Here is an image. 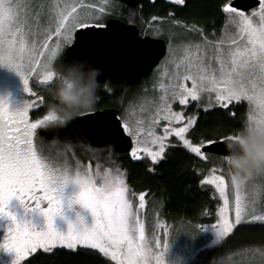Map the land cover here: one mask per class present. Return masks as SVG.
Here are the masks:
<instances>
[{
    "label": "snow or ice",
    "instance_id": "snow-or-ice-1",
    "mask_svg": "<svg viewBox=\"0 0 264 264\" xmlns=\"http://www.w3.org/2000/svg\"><path fill=\"white\" fill-rule=\"evenodd\" d=\"M172 3L184 6L186 0H172ZM40 7L21 3L20 0H0V66L16 72L23 82L24 91L33 97L26 99L19 111H9L7 103L0 100V216L10 215L7 207L9 201L15 198L27 209L38 211L45 219L46 229L36 231L11 216L13 227L0 243V248L15 252L14 264H21L38 250L48 253L57 245L71 250L87 246L110 257L116 264H149L153 256L156 264H165L168 242L154 237L156 248L153 249L145 239L141 209L146 206V193L131 191L119 169L115 175L109 171L101 175L98 170L92 171L89 162L83 168L78 165L72 174L66 164L50 161L34 147L38 127L49 125L55 117L47 112L41 119L34 122L29 120V110L44 103V97L30 87V76L35 73L42 84L52 83L57 75L53 61L63 44L72 43V31L104 27L98 22L99 17L78 13L75 6L70 11L67 8L58 11L47 26H42ZM221 11L228 25L235 26L236 31L232 35L209 41L202 29L192 26L190 30L201 36L202 40L177 46L184 50V56L173 60L176 70L169 74L172 83L168 88L161 85L163 94L151 102L154 110L149 113L150 125L162 127L161 134H156L151 127L147 132L155 148L141 144L142 121H136L134 125L123 118L116 129L104 121L103 116L96 123V128L105 134L115 135L118 129H123L131 136L135 144L130 152L132 159H142L141 153L146 155L152 165L149 171L166 159L169 147L175 146H182L201 162L211 163L212 167L207 173L201 171L199 182L202 186H213L223 200L218 213L219 227L214 226L218 240L245 221H264V214H256L257 196L264 192V187L245 199L241 193L250 180L238 182L235 178H230L235 191L234 222H230L228 217L226 174L229 175L225 173L223 165L216 163V159L225 155V142L240 139L239 134H230L220 141L210 138L193 141L188 135L197 123V114L185 115V109L191 102H196V108L203 107L207 112L217 106L227 109L233 102L246 101L250 105V113L243 130L249 133L264 131V0H259L258 11L254 10L251 14L232 0H225ZM53 35L58 39L54 45H50ZM84 35L87 37L90 34ZM60 37H63L62 41ZM229 42L236 47H223ZM213 59L218 67L211 63ZM73 60L79 61L76 58ZM185 81H191V87ZM205 94L207 101L202 104ZM176 102L183 106L181 111L173 110ZM95 112L96 109H93L81 115H95ZM160 121L165 123L160 125ZM170 137L176 138L175 144ZM69 184L77 186L79 190L69 199L68 207L79 204L87 209L91 213L92 224L84 226L83 217L78 213V224L69 223L67 232L60 233L53 227V221L55 217L63 216L62 198ZM137 195L138 204L134 205L132 198ZM45 202L46 207H43ZM161 243L163 251L158 252Z\"/></svg>",
    "mask_w": 264,
    "mask_h": 264
},
{
    "label": "rangeland",
    "instance_id": "rangeland-1",
    "mask_svg": "<svg viewBox=\"0 0 264 264\" xmlns=\"http://www.w3.org/2000/svg\"><path fill=\"white\" fill-rule=\"evenodd\" d=\"M172 2V0H169ZM21 3H29L33 6H41V24L42 26H47L51 17H54L58 11L68 9L71 10L72 6L76 7V11L81 14H89L95 15L99 17V23L103 24L104 20L109 16L117 15V8L113 6L115 4L112 0H20ZM116 5V4H115ZM103 8L104 11L101 12L100 9ZM259 7L246 12L247 14H251L254 10L258 11ZM35 11V7L33 8ZM258 20V17L256 18ZM97 21H93L96 23ZM192 26H187L176 22V21H163L161 19H153L146 26V31H148L149 35L154 38H161L166 42V55L160 61V63L153 69L152 73L147 77V80L140 85L139 87H135L132 91L129 92V102L125 105L124 110L121 114L118 115L120 121L122 122L123 118L128 119L135 125L136 121H142L141 124V144L143 146L155 148L156 145L151 144V138L147 136V132L151 127V130L156 134L162 133L161 126H152L150 125V121L148 120L149 113L153 111L152 100L154 98H158L161 94H163L164 88H168L172 81L170 80V72L176 70V65L173 64V60H179L184 56V50L182 48H177L180 44H186L188 41H201L202 37L199 36L196 32L191 31ZM227 29V32L225 31ZM77 29H74L71 33V39L73 41V34ZM54 31V27H53ZM235 26H229L225 14H224V23L222 29L219 34L213 38L212 34L210 37H207L209 41H214L221 39L226 36H230L235 32ZM31 38V37H30ZM57 37L55 35L52 36V39L49 41L50 45H54L57 41ZM61 41L63 37L59 38ZM246 42V41H245ZM69 46V44H63L62 48L58 54V56L53 61V65L56 72L55 80H60L64 87L73 88L76 87V80L72 79L74 76L73 73L69 71H65L62 67L61 58L65 49ZM242 46V44H241ZM223 47H233L235 45H231V43H226ZM174 52L176 55H174ZM214 67H218L215 59L211 61ZM182 70V68H181ZM39 71V69H38ZM54 80V81H55ZM53 81V82H54ZM188 87H191V81H185ZM40 78L34 73L30 76L29 85L33 89V91L38 92L37 85H41ZM164 86V88L161 87ZM137 86V85H136ZM109 93V92H108ZM214 96V93L212 94ZM26 99H33L30 94H27L24 91V85L20 78V76L14 72L13 70L7 68L6 66H0V100L5 101L8 105L9 111H19L23 108ZM207 101V95L205 94L204 99L202 100V104ZM196 102H191L187 108H190ZM237 106H242L238 111L242 112L243 116V124L240 125V130H238V134L241 138V135L244 131L243 126L244 123L250 113V105L246 102H240L231 104L229 106L230 113L235 111ZM183 106H180L178 102L173 104L174 111H181ZM40 108L33 107L29 110V120L31 122L36 121L37 119H41V117L34 118V113ZM186 108V109H187ZM216 108H211L208 111ZM185 109V115H192L193 113H187ZM198 110L204 111L203 107ZM258 116L259 113L257 112ZM165 123L164 121H160V125ZM50 126H40L36 130V135L34 137V147L37 152L49 159L50 161L64 165L66 164L70 169L72 174L77 170V166L79 165L81 168L88 166V160H83L80 156L72 153L68 149H64L59 144L48 143L42 141L38 138V131L45 127ZM129 136V135H128ZM132 141V147L135 146L133 138L129 136ZM170 140L173 143H176L175 137H170ZM182 147V146H181ZM131 152V151H130ZM89 153V151H87ZM86 153V154H87ZM191 154V153H190ZM130 155V154H129ZM193 156V154H191ZM131 156V155H130ZM142 159L148 160L150 163V158L141 153ZM132 158V157H131ZM198 159V158H197ZM225 157H220L216 159L217 164L223 165L225 169V173L227 172V167L225 165ZM199 160V159H198ZM91 163V162H90ZM205 164V168L202 172L207 173V170L212 167V164L209 162H202ZM97 165H99V169H97ZM92 171L96 172L97 170L101 175L105 171H109L112 175L116 174L117 169H113L108 164L104 163H92ZM122 175L123 172L120 171ZM226 193L229 199V212L228 217L230 222H234L235 214H234V205H235V191L231 186L230 178L226 174ZM264 187V177H256L253 180H250L245 189L242 191L241 195L245 199H249L252 197L254 192L258 189ZM204 189H208L211 191V195L215 200V206L212 213H206L203 215L202 223H193V222H177L175 219L171 218V221L166 222V220L161 216V205L157 203V201L146 200L145 209H141V219L145 226V239L149 242V246L153 249L156 248L155 239H159L161 242L167 241L168 248L164 255L165 264H191L195 259L196 255L205 249H210L216 247L220 244L228 235L218 240L217 232L215 227H219V211L223 206V200L219 197V193H217L213 186L203 185ZM78 187L72 184H69L65 187L62 204H63V216H57L54 218L53 227L60 233H66L68 230V224L72 223L73 225H77V214L83 217L84 226H91L92 224V216L91 213L82 208L79 204H73L71 208L68 207V201L78 192ZM12 198L9 201L8 207L13 204ZM133 203L138 204V195L133 197ZM19 206V211L15 212L17 215L21 217V219H16L17 222H25L29 223L30 226L34 228H41V230L46 229V223L44 217L38 213V215L32 214L24 215V211H28L24 205H22L19 201H16ZM154 205L156 207H154ZM160 205V206H159ZM20 214H19V213ZM256 214H264V192H262L259 196H257L256 202ZM11 215L9 216H0V243L3 242L5 236L8 234L9 229L13 227V223L11 220ZM215 226V227H214ZM237 226H246L253 228H246L247 230L240 231L243 234V239L252 240L248 244H243L244 246L239 247L234 252H229L226 256L220 258L219 260L210 259L212 253H207L204 257H207L206 260L209 261L208 264H264V243L263 241H259L264 239V231L258 229V227L264 226V221H245L240 225H236L233 230ZM66 250V251H77V250H91L100 254L103 258L111 260L110 257H105L103 254L99 253L98 250L88 248L87 246H78L75 250L68 249L65 246L57 245L53 250ZM52 250V251H53ZM50 251V252H52ZM163 251V245L161 243V247L157 250ZM43 252V250H38L37 253ZM48 252V253H50ZM35 253V254H37ZM32 254L25 258V260L34 256ZM16 260V254L14 251L5 250L0 248V264H14ZM24 260V261H25ZM22 261L21 264L24 262ZM112 261V260H111ZM115 262V261H114ZM149 264H156L155 256H153Z\"/></svg>",
    "mask_w": 264,
    "mask_h": 264
},
{
    "label": "trees",
    "instance_id": "trees-1",
    "mask_svg": "<svg viewBox=\"0 0 264 264\" xmlns=\"http://www.w3.org/2000/svg\"><path fill=\"white\" fill-rule=\"evenodd\" d=\"M113 2L116 4L118 12L117 15L109 17L128 23H146L155 17V19L163 21H176L185 26H195L202 29L206 37H210L212 34L213 38L219 34L224 23L221 5L225 0H186L183 7L165 4L163 0H156L150 5L146 0L140 5V8H128L115 0ZM61 65L65 71L74 74L75 77L72 79L76 80V87L86 83L80 75L69 70L63 63ZM146 80L147 78L132 87L125 85L116 87L108 85L107 87L100 84L96 89L98 99L93 109L99 111L113 108L117 110L118 115L121 114L129 102V92L142 85ZM37 86L41 87L38 88L37 93L44 97V103L40 104V108L34 113V118L44 116L53 107L60 112L70 110L56 101L58 88L64 87L60 80ZM241 107L235 108L238 114L232 111L233 117L230 116L229 108H216L207 112L195 109L194 105L187 108V113L197 114V123L190 129L189 138L193 141L207 138L219 141L222 137L237 133L240 130V125L243 124V114L238 111ZM82 113L84 111L79 112L78 115ZM61 146L80 156L83 160L90 161L91 164L104 163L113 169L122 171L131 191L137 194L146 193V200L159 202L158 204L162 207L161 216L167 223L172 220L171 218L177 222L202 223L203 215L212 213L214 209L215 200L211 191L204 189L199 182L202 178L200 173L204 170L205 164L181 146L169 147L166 159L156 165L153 171L148 170L152 166L148 160H133L126 154L116 153L111 147L96 149L87 146ZM156 206L154 205V207ZM246 228L253 227L237 226L216 247L200 251L191 264H208L209 259L206 260L207 257H204L207 253H212L210 259L219 260L229 252H234L244 246L243 244L252 242V240L243 239V234L240 231L247 230ZM258 229L264 231V226H259ZM259 241L264 243V239ZM22 264H116V262L103 258L91 250L66 251L59 249L50 253L39 252Z\"/></svg>",
    "mask_w": 264,
    "mask_h": 264
},
{
    "label": "water",
    "instance_id": "water-1",
    "mask_svg": "<svg viewBox=\"0 0 264 264\" xmlns=\"http://www.w3.org/2000/svg\"><path fill=\"white\" fill-rule=\"evenodd\" d=\"M116 1L133 8L145 0ZM232 2L241 6L245 12L259 6V0H232ZM84 33L90 35L86 37ZM165 54L166 44L163 39L140 37L134 26L111 19L104 27L77 29L73 34L72 43L63 52L61 60L69 70L81 74L86 82L91 67H95L102 71L98 77L99 84L108 81L113 85L123 83L126 87H132L146 79ZM73 58L79 61L87 60L88 64L77 63L78 61ZM100 116H103L104 121L113 129L121 123L117 110L109 108L96 111L95 115H77L63 127L50 125L40 129L38 136L49 142L96 149L111 147L116 153L128 154L132 148L131 138L123 132V129H118L115 135L99 131L96 123ZM230 153L238 154V150L233 147Z\"/></svg>",
    "mask_w": 264,
    "mask_h": 264
},
{
    "label": "clouds",
    "instance_id": "clouds-1",
    "mask_svg": "<svg viewBox=\"0 0 264 264\" xmlns=\"http://www.w3.org/2000/svg\"><path fill=\"white\" fill-rule=\"evenodd\" d=\"M77 63L88 64L87 60L78 61ZM101 74V69L91 67L89 78L82 86H73V88L61 86L58 88L57 103L65 105L70 110L60 112L55 107L50 108L48 112L55 119L50 121L49 124L54 127H63L79 112L93 110L98 99L96 89L99 86L98 77ZM233 147L238 150V154L230 153ZM224 156L229 178H235L240 182L264 176V131L257 133L244 131L240 139L226 141Z\"/></svg>",
    "mask_w": 264,
    "mask_h": 264
},
{
    "label": "flooded vegetation",
    "instance_id": "flooded-vegetation-1",
    "mask_svg": "<svg viewBox=\"0 0 264 264\" xmlns=\"http://www.w3.org/2000/svg\"><path fill=\"white\" fill-rule=\"evenodd\" d=\"M113 1V0H112ZM116 1V0H115ZM146 1V0H145ZM155 1L156 0H147V2H148V4H150V5H152L153 3H155ZM164 1V3L165 4H173V5H175L174 3H172V2H170L169 0H163ZM117 3V2H116ZM143 3V2H142ZM142 3L141 4H138V5H136L135 7H133V8H140V5H142ZM118 4V3H117ZM113 6H115L116 7V5L115 4H113ZM175 6H177V5H175ZM178 7H183V6H178ZM259 7V6H258ZM136 18V17H135ZM111 19H114V20H119V19H115V18H106L103 22V24L102 25H104L105 26V24H106V22L108 21V20H111ZM153 20V19H152ZM121 21V20H120ZM136 21H137V19H136ZM122 23H124V24H126V25H130V26H134L135 28H136V30L138 31V35L140 36V37H144V36H148V37H151L150 35H149V33H148V31H146L145 29H146V26L151 22V20H149L148 22H146V23H141L140 24V22H136V23H128V22H125V21H121ZM140 25V26H139ZM152 38H154V37H152ZM164 42H165V40H164ZM165 44H166V42H165ZM166 55V54H165ZM160 63V62H159ZM71 71H73V70H71ZM153 71V70H152ZM74 72V71H73ZM152 73V72H151ZM77 74V73H76ZM77 75H80L81 77H82V75L81 74H77ZM83 78V77H82ZM83 80H84V78H83ZM85 81V80H84ZM86 82V81H85ZM101 84H104V85H106L107 87H108V85H111V86H113V87H116V86H120V85H123L124 86V84L123 83H119V84H115V85H113V84H111V83H109L108 81H104L103 83H101ZM100 85V84H99ZM230 116H232L233 117V115H230ZM38 138H39V136H38ZM41 139V138H40ZM42 141H44V142H48V143H54V144H60V145H65V144H61V143H56V142H49V141H45V140H43V139H41ZM66 146H69V145H66ZM78 146H80V145H77V146H70V147H78ZM130 154V152L128 153V154H126L127 156H129L130 158H131V156L129 155ZM134 160V159H133ZM16 201H18V200H16V199H14L13 200V204L12 205H10V207L9 208H7V211L9 212V214L11 215V216H15V218L16 219H21V217L19 216V215H17L15 212H17V211H19V206H18V204H17V202ZM43 207H46V202H45V205H42ZM19 213V212H18ZM38 211H36V210H28V211H24V215H30V217H31V215L32 214H34V215H38ZM20 214V213H19ZM40 214V213H39ZM28 225H29V223H27ZM30 226V225H29ZM31 228H33L34 230H36V231H40L41 230V228H39V227H37V228H34V227H32V226H30Z\"/></svg>",
    "mask_w": 264,
    "mask_h": 264
}]
</instances>
